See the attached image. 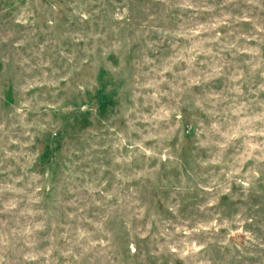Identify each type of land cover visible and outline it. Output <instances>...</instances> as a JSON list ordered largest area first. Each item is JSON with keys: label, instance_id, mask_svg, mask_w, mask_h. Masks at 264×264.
<instances>
[{"label": "rangeland", "instance_id": "obj_1", "mask_svg": "<svg viewBox=\"0 0 264 264\" xmlns=\"http://www.w3.org/2000/svg\"><path fill=\"white\" fill-rule=\"evenodd\" d=\"M0 264H264V0H0Z\"/></svg>", "mask_w": 264, "mask_h": 264}, {"label": "trees", "instance_id": "obj_2", "mask_svg": "<svg viewBox=\"0 0 264 264\" xmlns=\"http://www.w3.org/2000/svg\"><path fill=\"white\" fill-rule=\"evenodd\" d=\"M76 113L79 114V115H83V113L81 111H79V110H76ZM46 140H48L49 142L54 140L55 144L52 146L51 150H52V152L56 151V153H58L59 149H60V146H57V142L59 140V135L56 134V133L53 134L52 131H51V132H49L47 134V139ZM48 141H46V142H48Z\"/></svg>", "mask_w": 264, "mask_h": 264}]
</instances>
